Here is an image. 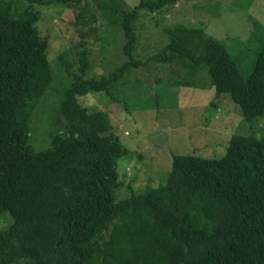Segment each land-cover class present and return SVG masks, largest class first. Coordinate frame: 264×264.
Listing matches in <instances>:
<instances>
[{
  "label": "trees",
  "instance_id": "obj_1",
  "mask_svg": "<svg viewBox=\"0 0 264 264\" xmlns=\"http://www.w3.org/2000/svg\"><path fill=\"white\" fill-rule=\"evenodd\" d=\"M84 1L0 2V213L13 218L0 230V264H264V135L232 134L221 158L173 155L164 183L115 200L116 159L128 149L105 112L78 102L89 91L113 97L121 78L146 63L132 55L141 9L180 0H140L131 9L96 0L120 27L129 59L109 75L84 77L88 34L79 29L74 46L81 75L60 58L72 76L59 106L66 130L33 150L27 120L51 82L48 39L36 28L33 5ZM167 36L150 59L175 63L193 78L207 72L209 85L231 95L246 121L264 114V40L243 76L223 43L201 27L175 25ZM154 93L148 84L147 95Z\"/></svg>",
  "mask_w": 264,
  "mask_h": 264
},
{
  "label": "rangeland",
  "instance_id": "obj_2",
  "mask_svg": "<svg viewBox=\"0 0 264 264\" xmlns=\"http://www.w3.org/2000/svg\"><path fill=\"white\" fill-rule=\"evenodd\" d=\"M8 1L12 0H0ZM139 1L116 3L123 6L121 9H131ZM32 10L37 11L35 25L40 36L48 39L51 68V82L27 120L28 142L37 152L47 148L55 134L66 130L59 106L72 76L66 74L60 58L71 63L72 74L81 75L74 46L80 39L78 30L88 34L85 41L90 67L84 77L109 75L129 57L122 50L125 39L120 27L102 15L96 0H85L80 6L36 4ZM83 19L88 23L82 25ZM175 25L201 27L205 34L223 43L240 73L248 76L264 40V0H180L156 10L141 9L132 55L146 63L131 68L121 78L111 89L113 97L91 91L78 96V102L88 110L107 114L111 131L128 149L116 159L121 184L115 200L164 183L173 155L221 158L232 134L254 138L264 135V114L246 121L231 95L218 94L209 85L207 72L199 71L193 78L175 63L150 59L166 46L167 29ZM185 79L194 85H182ZM173 82H180L179 87ZM148 84L155 88L152 96L147 95ZM12 221L8 211L1 212L0 230Z\"/></svg>",
  "mask_w": 264,
  "mask_h": 264
}]
</instances>
